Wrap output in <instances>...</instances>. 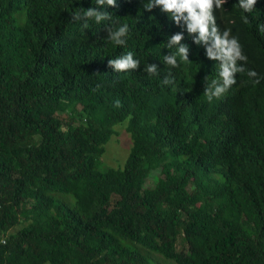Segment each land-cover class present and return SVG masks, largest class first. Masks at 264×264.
<instances>
[{"label": "trees", "instance_id": "16d2710c", "mask_svg": "<svg viewBox=\"0 0 264 264\" xmlns=\"http://www.w3.org/2000/svg\"><path fill=\"white\" fill-rule=\"evenodd\" d=\"M146 3L0 0V264H264V0L218 9L245 59L211 100L220 61ZM90 7L110 16L83 29L71 15ZM126 52L140 64L114 71ZM119 124L129 152L99 170Z\"/></svg>", "mask_w": 264, "mask_h": 264}, {"label": "clouds", "instance_id": "9594fccd", "mask_svg": "<svg viewBox=\"0 0 264 264\" xmlns=\"http://www.w3.org/2000/svg\"><path fill=\"white\" fill-rule=\"evenodd\" d=\"M238 2L242 11L249 13L253 9L256 0H238ZM223 3L224 0H148V3L144 4L145 9H150L153 5L158 6L160 11L167 13L173 22L185 21L187 32H195L197 34L194 37V42L205 44L206 57L220 61V81L213 80L212 86L205 90L209 100L223 93L231 84L235 83L234 73L241 70L236 61L245 59L241 54L240 44L236 37L230 36L227 29L222 32L217 29L219 24L217 11ZM114 4L115 0H95V5L100 9L113 6ZM109 16L108 12L97 10L96 7L81 8L71 15L72 21L80 22L83 29L89 28V20L100 24L102 21H106ZM106 31L108 39L112 40L116 45H124L126 43L129 31L127 24H120L115 30L106 29ZM182 35V33L171 35L168 43L165 44L169 49L173 46L176 49L175 53L170 52L163 56L164 63L172 68L178 65L177 56L181 60H188L187 46L181 43ZM108 63L114 71L119 72L137 68L140 61L134 58L132 52H126L123 56L109 59ZM143 71L146 74L156 75L158 68L156 64L146 63ZM249 75L255 76L256 73L250 71ZM164 82L168 83L169 81L165 79Z\"/></svg>", "mask_w": 264, "mask_h": 264}, {"label": "rangeland", "instance_id": "374dc122", "mask_svg": "<svg viewBox=\"0 0 264 264\" xmlns=\"http://www.w3.org/2000/svg\"><path fill=\"white\" fill-rule=\"evenodd\" d=\"M116 131L117 134L113 135L112 138L107 142L104 154L98 157V163L96 164V167L99 170L103 171L109 166H117L119 164H122L127 156V153L129 152L131 146V138L130 134L125 129V125H117ZM154 174L155 176H157L158 173L155 172ZM154 182L155 178L153 176H150L146 180L144 185L153 186ZM169 262H171V260ZM171 263L174 264L173 262Z\"/></svg>", "mask_w": 264, "mask_h": 264}]
</instances>
